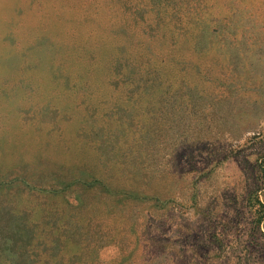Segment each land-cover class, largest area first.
Segmentation results:
<instances>
[{
    "label": "rangeland",
    "instance_id": "1",
    "mask_svg": "<svg viewBox=\"0 0 264 264\" xmlns=\"http://www.w3.org/2000/svg\"><path fill=\"white\" fill-rule=\"evenodd\" d=\"M0 264H264V0H0Z\"/></svg>",
    "mask_w": 264,
    "mask_h": 264
},
{
    "label": "crops",
    "instance_id": "2",
    "mask_svg": "<svg viewBox=\"0 0 264 264\" xmlns=\"http://www.w3.org/2000/svg\"><path fill=\"white\" fill-rule=\"evenodd\" d=\"M5 33L0 36V43L7 46L8 56L6 58L7 68L11 72H21L23 70H30L31 67L35 65H30L31 54L36 49L41 47V43L32 42V33L29 31L25 33L24 36V46L22 50L16 51L18 47V40L21 41V38L15 36V32L11 33L9 28V22L4 20Z\"/></svg>",
    "mask_w": 264,
    "mask_h": 264
},
{
    "label": "trees",
    "instance_id": "3",
    "mask_svg": "<svg viewBox=\"0 0 264 264\" xmlns=\"http://www.w3.org/2000/svg\"><path fill=\"white\" fill-rule=\"evenodd\" d=\"M8 22V21H7ZM12 33V32H11ZM42 46V45H41ZM40 48V47H39ZM9 70V69H8ZM10 71V70H9Z\"/></svg>",
    "mask_w": 264,
    "mask_h": 264
}]
</instances>
